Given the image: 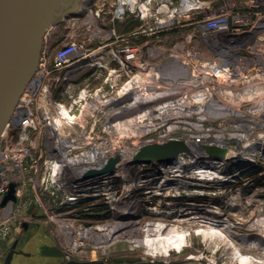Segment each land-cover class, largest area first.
Here are the masks:
<instances>
[{
  "label": "rangeland",
  "instance_id": "rangeland-1",
  "mask_svg": "<svg viewBox=\"0 0 264 264\" xmlns=\"http://www.w3.org/2000/svg\"><path fill=\"white\" fill-rule=\"evenodd\" d=\"M146 1L119 20L118 0H59L0 147V264H264V0ZM218 13L248 20L206 31ZM166 140L184 150L137 159ZM163 225L188 233L183 250L146 248Z\"/></svg>",
  "mask_w": 264,
  "mask_h": 264
},
{
  "label": "water",
  "instance_id": "water-1",
  "mask_svg": "<svg viewBox=\"0 0 264 264\" xmlns=\"http://www.w3.org/2000/svg\"><path fill=\"white\" fill-rule=\"evenodd\" d=\"M59 0H0V147L22 96L38 70L47 26ZM214 158H223L224 150L205 145ZM184 150L177 140H166L136 154L139 160L176 158ZM67 264H78L69 262Z\"/></svg>",
  "mask_w": 264,
  "mask_h": 264
},
{
  "label": "built area",
  "instance_id": "built-area-1",
  "mask_svg": "<svg viewBox=\"0 0 264 264\" xmlns=\"http://www.w3.org/2000/svg\"><path fill=\"white\" fill-rule=\"evenodd\" d=\"M136 4L134 0H119L116 9V18L120 19L127 14L133 15L143 10L144 3ZM204 9V4L201 0H179L175 12L179 15H187L191 12H200ZM248 17L245 15L218 13L213 17L208 18L205 23L206 31L210 33L226 34L231 30H237L239 25L247 22ZM246 24V23H245ZM77 49L76 45L65 46L56 54L55 64L57 67H62L66 64L69 57H71ZM4 234H6L4 232Z\"/></svg>",
  "mask_w": 264,
  "mask_h": 264
},
{
  "label": "bare ground",
  "instance_id": "bare-ground-1",
  "mask_svg": "<svg viewBox=\"0 0 264 264\" xmlns=\"http://www.w3.org/2000/svg\"><path fill=\"white\" fill-rule=\"evenodd\" d=\"M134 1L136 2L137 5L138 4L141 5L140 0H134ZM143 12H144V7H143ZM212 70H213L214 74L220 73L219 76H224V75H222V74H224L222 69L213 68ZM65 117H66L65 120H74L75 119L70 114H68V112L65 114ZM28 123H26L25 126L28 125ZM57 125L59 126V124H57ZM3 137H4V135H3ZM165 228H168V226L163 225L162 227L159 228L157 235H155L157 238L152 237L153 238L152 239L149 237L148 239L145 240L146 248H148L152 253L157 254V255L163 254V253L168 252V251H173V250H183L187 246V243H188V233L187 232H177V231H171L168 233ZM214 233H216V232H214ZM217 233H220V231H218ZM242 255H244V254H242ZM249 259L252 261V258H250V257H247V256L243 257L242 263L243 264H253L254 261L251 262ZM259 262L261 263L260 260H259Z\"/></svg>",
  "mask_w": 264,
  "mask_h": 264
},
{
  "label": "crops",
  "instance_id": "crops-1",
  "mask_svg": "<svg viewBox=\"0 0 264 264\" xmlns=\"http://www.w3.org/2000/svg\"><path fill=\"white\" fill-rule=\"evenodd\" d=\"M201 1L204 4V9L202 11H200V12H205L207 10H214V9H215V11H217V10H220V8H222L223 5L224 6H228V5H230V3H232V5H235V4L238 5V3H240V0H227V3H225V4L223 2L224 0H201ZM140 2L141 3H144V0H142ZM218 3H220V4L216 8V6L218 5ZM241 3H245L244 0H242ZM145 5H147V3H145ZM145 9H146V6H145L144 10ZM144 13H146V11ZM120 19H122V18H120ZM259 67H261V66H259ZM261 68L264 69V63H263V65H262ZM263 84L262 83H258L257 84V87H263L264 88V85ZM43 252L44 251H42V253L40 252L39 255L38 254L35 255L34 253L33 254H29V256L17 255V256H14L13 258H11L8 263L9 264H52L53 262H55V260H53V259L54 258L56 259V257L49 256V255H47L46 253H43ZM25 255H28V253L25 254Z\"/></svg>",
  "mask_w": 264,
  "mask_h": 264
}]
</instances>
